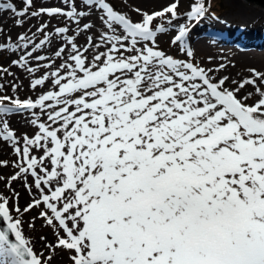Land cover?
Masks as SVG:
<instances>
[{
  "label": "snow or ice",
  "instance_id": "snow-or-ice-1",
  "mask_svg": "<svg viewBox=\"0 0 264 264\" xmlns=\"http://www.w3.org/2000/svg\"><path fill=\"white\" fill-rule=\"evenodd\" d=\"M183 4L0 0V264H264V68Z\"/></svg>",
  "mask_w": 264,
  "mask_h": 264
},
{
  "label": "rangeland",
  "instance_id": "rangeland-1",
  "mask_svg": "<svg viewBox=\"0 0 264 264\" xmlns=\"http://www.w3.org/2000/svg\"><path fill=\"white\" fill-rule=\"evenodd\" d=\"M55 2V0H53ZM162 0H116L117 7H124L127 4L131 3H140L145 8H151L158 6L159 3H161ZM188 0H184L183 7L187 6ZM220 2V3H219ZM238 4L242 6H248L249 9H257L261 11H264V5H260V3H255L253 0H212V6H214L217 10V16L220 17L219 21L215 20H209V19H202L201 22L197 23L196 26H206L209 30H214L213 32H209L207 29V32L203 33L201 37L203 39H206L208 44H195L192 42V45L196 48L197 52L201 56H205L208 53L216 54L218 57H224L227 56L229 59H235L236 60V66L235 67H229L226 69L229 73H237L244 69L246 66H256L258 68H264V49H261L263 46H257L255 47L253 42H255V36H252L251 31H253L251 24L245 21H249L247 18V14L250 12L249 9L246 10L245 13H237V9L239 8ZM130 10V9H127ZM132 16L136 17L137 13L135 11H132ZM233 21L232 23L229 22V20ZM228 20V21H227ZM183 22V21H181ZM226 22V23H225ZM230 24H233L235 29H239L240 33H238L237 37H234L235 40H229L224 41L225 39H222L225 35V31H229ZM227 27L226 30L224 27ZM211 27V28H209ZM255 27H258L255 25ZM225 32V33H224ZM217 33V34H215ZM256 35L259 34V32H255ZM261 33V31H260ZM260 36V34H259ZM160 40L162 42V46H167V37L161 36ZM203 43V42H202ZM212 43V44H211ZM222 44L223 48H216L215 46L217 44ZM204 45V46H202ZM204 47V49H202ZM24 74V73H20ZM23 115V114H21ZM27 117V116H25ZM30 120L29 118H23L22 121ZM24 125L26 126L25 122ZM22 128V127H21ZM24 129V128H23ZM10 150V149H9ZM6 153L2 152L0 154V158H5ZM0 171L7 172L8 169H0ZM16 182H15V185ZM20 187V186H19ZM18 188V187H17ZM24 195V194H22ZM23 196H21L20 203L23 204ZM25 200V199H24ZM34 213L30 212L26 214V218L29 215H33ZM26 234H29L33 237L36 247L39 248L40 244L42 243L38 237L39 235L50 233V230L47 227L41 226V221L38 219L36 222V227L34 229L28 228L27 223L25 224ZM59 257L57 258V261L54 262V264H59Z\"/></svg>",
  "mask_w": 264,
  "mask_h": 264
},
{
  "label": "bare ground",
  "instance_id": "bare-ground-1",
  "mask_svg": "<svg viewBox=\"0 0 264 264\" xmlns=\"http://www.w3.org/2000/svg\"><path fill=\"white\" fill-rule=\"evenodd\" d=\"M42 2L53 3V0H42ZM238 6H239V8L237 9L236 12L240 13V14L241 13H245L246 10L249 9L248 6H242L241 4L240 5L238 4ZM249 10H250V12L247 13V14H244V15H247V18H250V19H248L249 21H245V22H248L252 26L253 31H251V33H252V36H255V38H256L255 42H253L254 44H256L254 46L255 47L263 46L264 45V11H261V9L257 10L255 8L249 9ZM0 22L11 24V20L9 19V14L7 12L0 11ZM229 22L232 23L233 21L229 20ZM255 25L258 26V27H255ZM233 26H234L233 24H230L229 31H225L226 33L224 32L225 35H224V37H222V39H225L224 41L235 40L234 37H237L238 33H240V30L239 29H235ZM209 28H211V27H209ZM224 28L226 30L227 27L225 26ZM207 29H208V27H206V26H204V27L199 26V25L196 26L193 29V31H192L190 42L192 40V42L195 43V44H200V43L201 44H204V43L208 44L206 42L207 40L203 39V37H201V35H203V33L207 32ZM16 31H18V29H13V34ZM208 31L209 32H213L214 30H209L208 29ZM260 31H261V33H260ZM255 32H259L260 36H259V34L256 35ZM215 34H217V33H215ZM202 46H204V45H202ZM204 47H202V49H204ZM215 47L218 48L217 50H219V48H223L222 44H219V43ZM261 49H264V47H262ZM0 59H3V58L0 57ZM13 71L18 72L19 74L23 73L22 70L17 69L15 67L13 68ZM20 75L22 77H24V83L27 84L28 83L27 77L24 74H20ZM9 79H11L10 76H9ZM23 92H24V89L22 88L21 89V93H23ZM23 118H29V117H23ZM13 126L16 127L17 129H20V130H25V128H26V126L24 125V122L22 121V119H20V117H13ZM8 151H10V150L7 149L6 146L2 142H0V154L2 152L6 153ZM16 185H17V187L19 189V181L16 182ZM21 192H22V194H24V195H21V196H23L22 199L24 201V199L26 198V194L23 193L22 189H21Z\"/></svg>",
  "mask_w": 264,
  "mask_h": 264
},
{
  "label": "water",
  "instance_id": "water-1",
  "mask_svg": "<svg viewBox=\"0 0 264 264\" xmlns=\"http://www.w3.org/2000/svg\"><path fill=\"white\" fill-rule=\"evenodd\" d=\"M255 3H260V5H264V0H253Z\"/></svg>",
  "mask_w": 264,
  "mask_h": 264
},
{
  "label": "trees",
  "instance_id": "trees-1",
  "mask_svg": "<svg viewBox=\"0 0 264 264\" xmlns=\"http://www.w3.org/2000/svg\"><path fill=\"white\" fill-rule=\"evenodd\" d=\"M211 3H212V0H211ZM220 3V2H219ZM212 10L215 11L217 13V10L219 9H215L214 6H212Z\"/></svg>",
  "mask_w": 264,
  "mask_h": 264
}]
</instances>
